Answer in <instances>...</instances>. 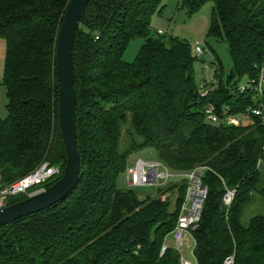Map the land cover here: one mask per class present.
<instances>
[{
    "label": "trees",
    "instance_id": "1",
    "mask_svg": "<svg viewBox=\"0 0 264 264\" xmlns=\"http://www.w3.org/2000/svg\"><path fill=\"white\" fill-rule=\"evenodd\" d=\"M69 1L0 0L3 187L42 164L61 169L46 188L63 174L55 49ZM209 1L210 36L226 41L232 69L225 78L219 65L209 81L213 91L203 97L192 47L151 29L163 0H90L72 50L77 184L61 202L0 227V264H181L178 251L161 256V249L186 202L185 181L144 200L118 186L131 154L145 148L175 172L205 168L208 198L192 232L197 264H223L231 255L236 264H264V212L257 211L264 208V125L255 115L237 124L222 115L224 107L235 116L264 109V91L255 89L264 71V0H180V7L195 14ZM135 40L143 45L128 63L125 52ZM243 79L249 88L241 92ZM209 105L221 124L208 119ZM125 129L131 141L122 148ZM229 190L236 194L227 206ZM165 192L174 202L162 199Z\"/></svg>",
    "mask_w": 264,
    "mask_h": 264
},
{
    "label": "rangeland",
    "instance_id": "2",
    "mask_svg": "<svg viewBox=\"0 0 264 264\" xmlns=\"http://www.w3.org/2000/svg\"><path fill=\"white\" fill-rule=\"evenodd\" d=\"M213 3L211 1L204 4L201 9L195 14H188L180 7V0H163L162 5L151 18V29L154 33L159 31L166 38H176L189 44L193 49V55L197 58L194 65L195 80L199 85L203 79V74L207 76L209 81H215L216 70L219 65L224 69V77L226 78L232 69V60L229 54L226 41L221 38L210 36V26L212 18ZM198 43L202 45L206 52L201 57L194 53V46ZM143 45L141 40H135L130 43L125 52L124 59L128 63H133ZM5 44L0 39V118L6 117V91L1 85L4 70ZM206 65L209 69H206ZM248 79H243L240 83L241 88L248 84ZM131 141L127 129L124 130L121 147L124 148ZM145 163H160L158 153L153 148H145L131 154L128 160V168L135 166L138 162ZM47 165V164H44ZM127 168V169H128ZM177 179L175 182H179ZM118 186L122 190H133L139 199H155L159 195L157 187H131L127 171L122 173L118 179ZM164 186L162 188L168 187ZM163 195V194H162ZM172 198L175 200V195H170L168 192L162 196V199ZM259 209V206L257 207ZM258 212H264V208L260 205ZM245 216V221H248L252 214ZM165 245L168 248H176V242L172 235H169L165 240ZM195 241L193 237L188 236V240L181 247L180 254L182 258L191 264H197L194 256Z\"/></svg>",
    "mask_w": 264,
    "mask_h": 264
},
{
    "label": "built area",
    "instance_id": "3",
    "mask_svg": "<svg viewBox=\"0 0 264 264\" xmlns=\"http://www.w3.org/2000/svg\"><path fill=\"white\" fill-rule=\"evenodd\" d=\"M159 34H163L159 31ZM194 53L201 57L205 54V48L196 43ZM206 69L209 66L206 65ZM254 84V83H253ZM249 88L248 86L242 87L241 92H244ZM201 94L203 97L207 96L213 91V87L205 75L203 74V80L200 85ZM256 91L260 95L264 91V71L261 73L258 81L256 82ZM230 108L224 107L223 116L224 121L230 123H239L241 119H248L251 115H255L262 119L264 125V109L263 106L250 108L247 110L244 116H235L229 113ZM208 119L214 124H221L222 118L216 114L215 107L209 105L206 110ZM261 163H259V166ZM205 168L198 167L189 172H175L171 170L164 163H145L143 161L138 162L135 166L127 169V175L129 178V185L131 187H157L162 188L164 186L174 183L177 179L185 181L187 185L186 202L183 205L181 215L178 219L177 226L172 232V236L176 242L175 250L180 253L181 247L185 244L188 236H192V232L195 231L201 223L205 202L208 198V188L203 183V175ZM61 175V169L59 166L40 165L31 174L23 177L16 183L3 187L0 185V210L4 208L8 203V198L17 195H24L26 198L41 194L46 191V185L58 178ZM235 190H229L224 198V203L230 206L235 197ZM168 247L164 244L161 249V256H163ZM181 264H191L184 260L181 256ZM223 264H236L235 257L233 255L228 256Z\"/></svg>",
    "mask_w": 264,
    "mask_h": 264
},
{
    "label": "water",
    "instance_id": "4",
    "mask_svg": "<svg viewBox=\"0 0 264 264\" xmlns=\"http://www.w3.org/2000/svg\"><path fill=\"white\" fill-rule=\"evenodd\" d=\"M90 0H70L56 39L55 60L58 83V118L66 154V165L61 178L45 192L0 210V227L43 211L64 200L75 188L80 157L76 144L75 91L72 50L75 35Z\"/></svg>",
    "mask_w": 264,
    "mask_h": 264
},
{
    "label": "crops",
    "instance_id": "5",
    "mask_svg": "<svg viewBox=\"0 0 264 264\" xmlns=\"http://www.w3.org/2000/svg\"><path fill=\"white\" fill-rule=\"evenodd\" d=\"M190 237H192V236H190ZM188 240V237H187V239H186V241ZM186 243V242H185ZM165 244V243H164Z\"/></svg>",
    "mask_w": 264,
    "mask_h": 264
}]
</instances>
